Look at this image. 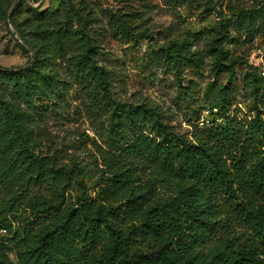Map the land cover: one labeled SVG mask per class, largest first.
Segmentation results:
<instances>
[{
	"label": "trees",
	"instance_id": "16d2710c",
	"mask_svg": "<svg viewBox=\"0 0 264 264\" xmlns=\"http://www.w3.org/2000/svg\"><path fill=\"white\" fill-rule=\"evenodd\" d=\"M56 25L25 66H0V228L12 232L16 264H264V82L244 78L252 119L196 130L193 140L158 108L124 105L112 132L126 142L99 151L93 195L77 163L43 149L49 109L40 101L63 90L59 59L108 94L111 71L92 29ZM229 89L210 83L211 109L225 106ZM0 264L13 263L0 255Z\"/></svg>",
	"mask_w": 264,
	"mask_h": 264
},
{
	"label": "rangeland",
	"instance_id": "374dc122",
	"mask_svg": "<svg viewBox=\"0 0 264 264\" xmlns=\"http://www.w3.org/2000/svg\"><path fill=\"white\" fill-rule=\"evenodd\" d=\"M0 9V66L29 63L49 24L86 25L104 43L101 60L111 71L110 94L59 59L52 65L63 90L53 101H40L49 109L43 149L56 152L69 168L77 163L93 195L103 176L99 151L113 152L126 142L112 132L114 112L124 105L158 108L166 123L191 140L196 130L256 113L244 78L264 82V0H0ZM210 83L232 86L223 108H210ZM77 192L70 190L67 201ZM18 225L15 220L14 230ZM11 237L0 228V255L16 264Z\"/></svg>",
	"mask_w": 264,
	"mask_h": 264
},
{
	"label": "built area",
	"instance_id": "2783aa9c",
	"mask_svg": "<svg viewBox=\"0 0 264 264\" xmlns=\"http://www.w3.org/2000/svg\"><path fill=\"white\" fill-rule=\"evenodd\" d=\"M212 109H214V110H217V108L216 107H214V108H212ZM210 110L208 109L207 111H205L206 112V114L209 112ZM205 118L203 117L202 119H201V121H200V123L203 125L204 124V122H205Z\"/></svg>",
	"mask_w": 264,
	"mask_h": 264
}]
</instances>
